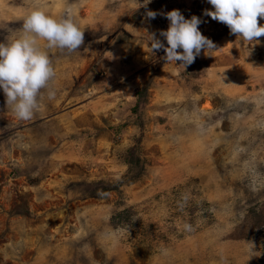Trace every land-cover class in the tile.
I'll return each instance as SVG.
<instances>
[{
	"label": "rangeland",
	"instance_id": "rangeland-1",
	"mask_svg": "<svg viewBox=\"0 0 264 264\" xmlns=\"http://www.w3.org/2000/svg\"><path fill=\"white\" fill-rule=\"evenodd\" d=\"M35 7L71 9L84 44L50 52L56 98L31 120L0 89V264H264V36L207 0H0V42ZM172 10L221 50L153 54Z\"/></svg>",
	"mask_w": 264,
	"mask_h": 264
},
{
	"label": "clouds",
	"instance_id": "clouds-1",
	"mask_svg": "<svg viewBox=\"0 0 264 264\" xmlns=\"http://www.w3.org/2000/svg\"><path fill=\"white\" fill-rule=\"evenodd\" d=\"M140 7L147 8L151 0H133ZM214 11L205 10L204 15L228 27L231 35L248 45L259 43L264 36V0H207ZM158 13L147 11L148 19H155ZM170 22L166 31L159 36L166 39L167 47L157 38L155 32L148 34L149 49L154 54L160 50L166 54V63L179 61V67L187 68L195 62L203 50L205 53L220 51L216 44L199 30L200 18L186 19L179 10L165 14ZM85 33L73 18L71 9L60 19H54L43 8H33L24 18L22 27L0 42V89L5 94L6 108L17 119L28 121L42 108V100L56 98L53 83L56 71L50 52L73 53L84 44ZM44 41V46H41ZM182 50V51H178ZM102 195H107L106 193ZM186 202L187 197H182ZM183 205H181L182 207ZM191 231L189 224H184Z\"/></svg>",
	"mask_w": 264,
	"mask_h": 264
},
{
	"label": "trees",
	"instance_id": "trees-1",
	"mask_svg": "<svg viewBox=\"0 0 264 264\" xmlns=\"http://www.w3.org/2000/svg\"><path fill=\"white\" fill-rule=\"evenodd\" d=\"M168 45H166V47H167Z\"/></svg>",
	"mask_w": 264,
	"mask_h": 264
}]
</instances>
